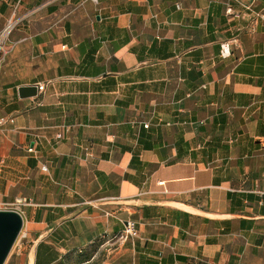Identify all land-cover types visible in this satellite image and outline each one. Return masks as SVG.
<instances>
[{"label": "crops", "instance_id": "obj_1", "mask_svg": "<svg viewBox=\"0 0 264 264\" xmlns=\"http://www.w3.org/2000/svg\"><path fill=\"white\" fill-rule=\"evenodd\" d=\"M258 13L264 0H0V31L16 22L0 195L27 200L29 264L87 251L99 264H264ZM125 221L136 232L121 242Z\"/></svg>", "mask_w": 264, "mask_h": 264}, {"label": "built area", "instance_id": "obj_2", "mask_svg": "<svg viewBox=\"0 0 264 264\" xmlns=\"http://www.w3.org/2000/svg\"><path fill=\"white\" fill-rule=\"evenodd\" d=\"M93 1V0H92ZM227 14L231 13V9L228 8V10L226 11ZM256 17L264 19V15L261 13H258V15H256ZM16 25V22L13 21L12 18L8 19L6 21V24L4 26V28L0 31V66L2 64V62L4 61V59L6 58V55L10 52L9 50L12 47V42L9 41V34L11 33V31L14 29ZM255 27V23L253 22L250 29H253ZM232 54V45L231 42H222L220 44V50H219V56L221 59H227L230 57V55ZM1 70V67H0ZM37 90L41 91L43 89V85L38 84L37 85ZM8 123H13V118L11 117H4L1 116L0 117V125H5ZM145 127H148V124L145 123L144 124ZM62 134L59 133L56 135L57 139H61L62 138ZM259 142L261 144L264 145V137H262V139H259ZM28 152H32V148H28L27 149ZM85 158L90 157L91 153H89V151H85ZM42 170H46V167L43 165L41 166ZM262 195H264V192H259ZM27 204V200L25 199H21V198H14L13 202H11L10 205H13L12 210H15L19 213V209L22 206H25ZM7 204L0 202V210H6L5 206ZM106 215L108 216H112L111 213H107L105 212ZM136 232V227H134V223L132 221H125V225H124V229L120 232L118 238L121 242L127 241L128 239H130L132 236L135 235ZM22 238V239H26L27 238V231L23 230V227L21 229V232L19 233L17 238Z\"/></svg>", "mask_w": 264, "mask_h": 264}, {"label": "water", "instance_id": "obj_3", "mask_svg": "<svg viewBox=\"0 0 264 264\" xmlns=\"http://www.w3.org/2000/svg\"><path fill=\"white\" fill-rule=\"evenodd\" d=\"M35 86H22L18 89L20 98L36 96ZM23 227V218L15 210H0V264H5L13 244Z\"/></svg>", "mask_w": 264, "mask_h": 264}, {"label": "rangeland", "instance_id": "obj_4", "mask_svg": "<svg viewBox=\"0 0 264 264\" xmlns=\"http://www.w3.org/2000/svg\"><path fill=\"white\" fill-rule=\"evenodd\" d=\"M16 195L13 194V192L10 190V193L7 195H0V202L6 203L5 206L6 210H12L13 205H10L11 202H13V198ZM24 230V228H23ZM28 233L27 238L22 239L17 238L16 241L13 244L12 250L6 259L5 264H29V260L27 257V250H26V243L28 240ZM97 252V251H96ZM94 256V252L87 251L86 254H76L69 256L68 259L63 264H99V258L97 255H95L94 259L92 258Z\"/></svg>", "mask_w": 264, "mask_h": 264}, {"label": "trees", "instance_id": "obj_5", "mask_svg": "<svg viewBox=\"0 0 264 264\" xmlns=\"http://www.w3.org/2000/svg\"><path fill=\"white\" fill-rule=\"evenodd\" d=\"M72 255H76V254H71V255H67L65 258H64V260H62V261H59L57 264H63L67 259H68V257L69 256H72Z\"/></svg>", "mask_w": 264, "mask_h": 264}]
</instances>
